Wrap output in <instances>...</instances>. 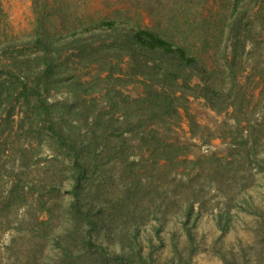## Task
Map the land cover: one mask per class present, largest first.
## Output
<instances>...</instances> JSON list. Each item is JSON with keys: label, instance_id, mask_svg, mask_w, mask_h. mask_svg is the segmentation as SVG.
<instances>
[{"label": "rangeland", "instance_id": "rangeland-1", "mask_svg": "<svg viewBox=\"0 0 264 264\" xmlns=\"http://www.w3.org/2000/svg\"><path fill=\"white\" fill-rule=\"evenodd\" d=\"M245 1L248 12L253 17L264 9V0ZM232 3L233 0H0V81L4 91L0 99V264H47L57 258L58 250L49 234L54 231L58 234L65 226L67 211L59 210L61 200L71 195V162L65 154L66 146L56 142V136L48 126L51 122L55 126H67V119L74 116L73 112L67 111L68 105L82 106L85 100L89 102L93 97L98 99V108H107L109 105L104 91L75 96L67 87L66 78L70 75L65 69L61 74L64 79L62 84L49 91L40 86L41 99L46 102L47 109L40 108L36 93L31 91L42 71L40 59H35L40 51L33 43L34 34L42 28L50 32L66 33L80 23L107 17L158 30L187 46L208 68H219L222 63L220 52L225 46L226 38L215 24L229 14ZM206 20L211 23V27H203ZM254 25L253 33L245 43V54L241 61L244 71L239 73L238 80L245 86L251 109L253 106L256 108V115L262 121L264 28L259 25L258 20ZM205 40L209 42L207 46L204 45ZM68 54L69 52L64 51L62 59ZM127 61L126 58L120 64L124 70H128ZM96 71V64H90L79 66L71 73L87 80ZM200 81L199 76H194L191 83ZM43 82L44 79H41L40 83ZM119 88L129 98L143 96L144 93V86L139 80H128ZM12 91L14 96H11ZM118 114L119 112L116 115ZM76 123L80 126V133L90 136L93 129L89 122L83 120ZM232 124L234 120L231 111L216 112L203 98L189 96L187 109L179 108L175 118L155 123V127L162 136L185 144L186 156L194 159L226 156L232 138ZM125 136L129 138L126 139V147L130 151L129 160L143 162L133 166V173L131 167L127 169L124 167L125 163L116 158L117 152L111 158L107 159L105 156L116 151L117 139L110 145L102 143V154L106 158L104 161H109L110 167L109 172L104 175L93 177L92 190L88 194L90 203L96 205L95 207L103 205L106 213L115 211L112 201L118 204L135 190L138 205L136 209L146 212L158 204V209L163 210L168 200L183 198L185 191L189 190L180 187L174 191L170 181L180 177L187 179L186 172L179 168L175 176L174 170L169 174L167 169H161V172L154 174L152 164L146 162L150 158L148 147L132 133H126ZM209 175L212 172L208 168L201 174L205 185L200 196L203 207L194 229L195 251L190 259L191 264H223L218 250L237 245L240 240L243 243L253 241L258 226L254 214L237 209L231 211L234 213L231 227L225 232L220 231L215 215L218 208L225 206L226 197L218 188V179L214 178L211 184ZM138 176L148 182L146 190H136L137 184L133 181ZM162 176L165 181L158 187V192L150 196L149 188L153 189L156 185L150 184V181H162ZM191 177L194 180L192 173ZM251 181L254 182L250 186V192L264 211V176L254 173L248 182ZM130 186L132 188L128 190ZM134 205L131 204L132 211ZM50 207L53 211H46ZM195 207L198 208V204ZM170 209L176 211L177 207L171 206ZM50 215V225H44L42 221ZM154 223L156 221L153 219L148 220L142 231L146 253L151 245L146 240L148 236H152L155 244L159 243L152 228ZM96 232L97 230L93 233ZM99 232V242L119 248V242L112 239L108 231ZM174 233L176 235L172 236ZM160 234L163 245L155 251L153 263L171 264L175 253L174 242L178 241L179 248L184 249L187 244L186 236L174 218L169 220ZM73 245L71 255L76 259L80 258L79 260L84 259L85 250L79 244Z\"/></svg>", "mask_w": 264, "mask_h": 264}, {"label": "trees", "instance_id": "trees-1", "mask_svg": "<svg viewBox=\"0 0 264 264\" xmlns=\"http://www.w3.org/2000/svg\"><path fill=\"white\" fill-rule=\"evenodd\" d=\"M244 1L233 0L229 14L215 24L226 38L220 52L222 63L219 68H208L187 46L158 30L107 17L80 23L66 33L42 28L34 34L33 43L40 51L35 59H40L42 71L31 91L36 93L40 108H46V102L41 99L40 86L49 91L62 84L64 79L61 74L65 69L70 75L66 78L67 87L75 96L104 91L109 104L107 108H98V99L93 97L89 102L85 100L82 106L68 105L67 111L73 112L74 116L67 119V126H55L54 122L48 126L54 132L56 142L66 146L65 154L71 162L72 187L69 198L61 200L60 204L59 211H67L65 226L58 234L56 231L49 234L58 256L47 264H154L155 251L163 245L160 232L172 218L186 236L187 244L185 252L179 248L178 241L174 242L175 253L171 264H191L190 259L195 251L194 229L203 207L200 196L205 185L201 174L206 172V168L212 172L209 175L211 184L214 178L218 179V188L226 197L225 206L218 208L215 215L220 231L225 232L231 227L234 216L231 211L241 209L257 217L258 226L253 241L243 243L240 240L237 245L218 250L223 264H264V211L250 192L254 181L248 182L254 173L264 176V115L263 120L259 121L256 108L253 106L251 109L245 86L238 80L239 73L244 71L241 61L245 54V43L253 33L256 20L264 28V9L253 17ZM203 24V27L212 26L207 20ZM208 44V40H205L204 45ZM64 51L69 54L62 59ZM126 58L128 70L120 65ZM90 64L97 66L91 79L82 80L76 73H71L79 66ZM194 76H199L201 81L192 84ZM41 79H44L43 84L40 83ZM128 80L142 83L143 96L129 98L123 94L119 87ZM2 86L0 81V99L4 92ZM11 96H14V91ZM189 96L203 98L216 112L231 111L234 124L231 126L232 138L226 156L189 158L185 153V144L162 136L155 127V123L175 118L179 108L187 109ZM83 120L92 125L90 136L80 133L79 124H75ZM191 125H195L193 121ZM126 133L140 138L148 147L150 158L146 162L152 164L154 174L161 172V169H167L169 174L174 170L175 176L179 168L186 172L187 179L180 177L170 181L174 191L180 187L189 190L185 191L183 198L168 200L163 210L158 209V204L146 212L136 209L135 190L118 204L112 201L115 211L106 213L103 205L95 207L90 203L88 194L92 190L93 177L109 172V161H104L102 143L110 145L117 139L116 151L105 156L108 159L117 152L116 158L125 163L124 167H131L133 173V166L143 162L129 160L130 151L126 147V139L129 138L125 136ZM160 179L162 181H150V184H156L153 189H148L150 196L158 192V187L165 181L163 176ZM133 182L137 184V191L147 189L148 182L141 177L138 176ZM140 184L142 187H139ZM131 204H135L133 211ZM171 206H176V211H171ZM46 211H53V208ZM50 217L42 223L50 225ZM151 219L156 221L152 228L159 243L155 244L152 236H148L146 240L151 245L146 253L142 231ZM98 230L108 231V235L119 242V248L99 242ZM45 235L48 236L46 232ZM73 244H79L85 250L84 259L79 260L71 255Z\"/></svg>", "mask_w": 264, "mask_h": 264}]
</instances>
